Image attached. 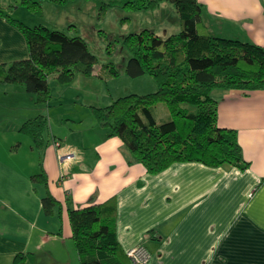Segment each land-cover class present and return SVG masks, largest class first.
Returning <instances> with one entry per match:
<instances>
[{
	"label": "crops",
	"instance_id": "obj_1",
	"mask_svg": "<svg viewBox=\"0 0 264 264\" xmlns=\"http://www.w3.org/2000/svg\"><path fill=\"white\" fill-rule=\"evenodd\" d=\"M48 2H43L44 13L54 6ZM199 2L215 35L264 47V0ZM16 9L11 0H0V64L29 57L24 34L5 15L29 27L44 22L22 8L18 15ZM78 10L82 13L73 20L57 17L55 29L74 36L80 34L81 21L97 20L95 2ZM178 22L180 31L179 17ZM170 35L165 30L162 37ZM213 96L220 127L237 132L249 163L246 170L186 162L152 175L142 164L130 163L122 140L108 133L85 150L55 138L43 159L28 137L18 135L12 143L5 135L0 149V264H81L69 210L112 197L117 199L120 244L126 252L144 245L152 255L149 264H264V89L216 90ZM23 115L19 123H24ZM41 168L61 204L53 216L43 210L47 189L31 179ZM18 255L24 259L15 263Z\"/></svg>",
	"mask_w": 264,
	"mask_h": 264
},
{
	"label": "trees",
	"instance_id": "obj_2",
	"mask_svg": "<svg viewBox=\"0 0 264 264\" xmlns=\"http://www.w3.org/2000/svg\"><path fill=\"white\" fill-rule=\"evenodd\" d=\"M36 16L43 15L45 0H20ZM65 5L72 0H48ZM90 1V0H85ZM97 6V19L112 8L128 12L159 9L171 3L178 14L180 32L166 38L144 28L129 33L123 45L131 58L126 74L131 78L150 76L157 90L130 94L106 107H93L100 127L108 137H118L128 149L130 163H140L148 174L157 175L176 163L200 162L210 167L249 168L237 132L218 123L216 90L253 92L264 89V47L240 39L217 36L205 20L204 5L199 0H91ZM24 34L29 57L10 64H0V83L23 87L36 95L37 103L51 99L50 80L68 85L77 74L94 75L98 59L80 34L69 35L45 24L29 27L5 15ZM131 20L130 17L122 22ZM72 28V27H71ZM110 77L119 72L113 63L105 66ZM160 105L170 114L168 121L156 118ZM47 118L39 115L19 128L40 152L47 147ZM44 185V213L55 214L60 202L49 190L44 168L31 177ZM116 197L90 206L69 210L72 236L81 264H132L120 244L117 233ZM61 234V232H60ZM24 258L18 255L15 263Z\"/></svg>",
	"mask_w": 264,
	"mask_h": 264
},
{
	"label": "rangeland",
	"instance_id": "obj_3",
	"mask_svg": "<svg viewBox=\"0 0 264 264\" xmlns=\"http://www.w3.org/2000/svg\"><path fill=\"white\" fill-rule=\"evenodd\" d=\"M11 2L15 3L16 14L19 15L18 11L20 12L22 8L26 13H30L36 22L40 23L42 18L43 24L55 29L57 17H68L69 20H73L72 16L75 17L78 12L82 13L78 7L84 6L86 1L72 0L65 6H55V4L47 6L46 12H43L44 17L36 16L20 1L11 0ZM90 2L94 1L90 0ZM126 17H130L131 20L122 22V19ZM88 21V19L86 23L81 21L78 29L87 41L91 52L98 59L93 76L77 74L73 82L68 85H61L52 77L51 99L48 104L43 105L37 103L36 95L28 93L23 87L0 83V149L5 148L3 141L5 135L8 136L7 140L13 141L12 143L17 140L18 135L27 137L19 132L23 124L19 123L20 113L24 114L23 122L39 115L47 118L45 140L48 147L53 146V140L56 138L58 142L73 144L82 150L93 148L99 143L101 135L108 133L98 125L93 107H106L118 98L130 94L145 95L157 90V85L150 76L131 78L126 74V65L131 55L123 45V39L129 33L138 32L144 28H154L162 36L165 30H169L171 34L179 33L178 14L175 7L165 2L161 9L139 12L112 8L105 12L101 20H93V24H89ZM110 63L117 68L119 72L117 77L108 76L105 66ZM156 118L159 123L170 119V114L164 105L158 107ZM90 137L94 141L90 140ZM36 157L39 160V157Z\"/></svg>",
	"mask_w": 264,
	"mask_h": 264
},
{
	"label": "built area",
	"instance_id": "obj_4",
	"mask_svg": "<svg viewBox=\"0 0 264 264\" xmlns=\"http://www.w3.org/2000/svg\"><path fill=\"white\" fill-rule=\"evenodd\" d=\"M57 147H60L59 143H56ZM64 157H60V161L63 162ZM132 264H149L152 255L144 245H139L127 252Z\"/></svg>",
	"mask_w": 264,
	"mask_h": 264
}]
</instances>
